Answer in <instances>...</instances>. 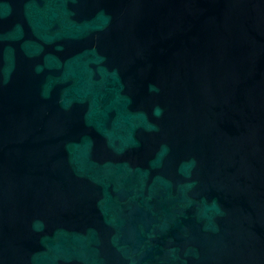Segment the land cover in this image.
<instances>
[{"label": "water", "instance_id": "1", "mask_svg": "<svg viewBox=\"0 0 264 264\" xmlns=\"http://www.w3.org/2000/svg\"><path fill=\"white\" fill-rule=\"evenodd\" d=\"M0 264H264V0H0Z\"/></svg>", "mask_w": 264, "mask_h": 264}]
</instances>
